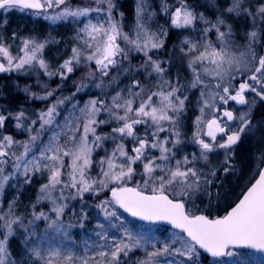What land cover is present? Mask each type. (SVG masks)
Wrapping results in <instances>:
<instances>
[{"label":"snow or ice","instance_id":"obj_1","mask_svg":"<svg viewBox=\"0 0 264 264\" xmlns=\"http://www.w3.org/2000/svg\"><path fill=\"white\" fill-rule=\"evenodd\" d=\"M0 10L78 26L70 55L55 69L45 51L60 41L15 32L5 38L0 32V74L36 75L43 94L30 85L22 91L45 102L32 115L23 107L12 112L0 106V264H128L138 251L142 256L134 264H203L204 257L211 258L209 264H264V150L255 159L254 181L222 213L203 199L210 197L217 171L232 167L234 146L252 130V109L257 100L264 102V0H221L214 20L189 0H163L169 26L195 33L175 49L186 59L190 79L169 78L171 60L159 55L169 32L151 26L156 13L149 0H135L128 30L117 0H0ZM237 19L248 29L243 44L233 28ZM77 71L83 76L64 95L63 82ZM41 75L61 83L51 88L41 84ZM121 76L129 79L123 88ZM89 85L101 94L81 104L76 96ZM193 91L199 114L188 138L184 117ZM231 102L247 111L237 115ZM9 120L27 133L26 140L5 134ZM188 143L197 150L185 154L182 146ZM221 151L222 166L211 167L212 155ZM39 175L46 182L27 216L17 212L18 195L5 208L10 182L19 191ZM102 193L110 195L94 205L100 218L81 247L73 229L86 230L93 206L85 196ZM45 204L47 211L40 207ZM122 213L172 231L162 239L151 229L133 230ZM18 232L23 249L14 254L10 241Z\"/></svg>","mask_w":264,"mask_h":264},{"label":"rangeland","instance_id":"obj_2","mask_svg":"<svg viewBox=\"0 0 264 264\" xmlns=\"http://www.w3.org/2000/svg\"><path fill=\"white\" fill-rule=\"evenodd\" d=\"M150 1V0H149ZM74 3V1H73ZM151 3V1H150ZM149 3L150 7L151 4ZM152 9V8H151ZM153 11L156 13V15L152 18L153 21H151V26L155 29L157 26L164 27L168 29L169 32V26L166 27V22L163 21V17L166 15L163 13L162 9L160 11L153 9ZM197 12L203 13L204 16L209 20H214L215 17L210 15L209 13H205L201 10H195ZM135 15V14H134ZM214 15V14H213ZM213 17V18H211ZM6 21V22H5ZM153 22V23H152ZM133 24V22H132ZM78 26L74 24L71 21L66 22H58L56 24H52L50 21L44 20L42 16H35L28 12H21L19 10H11V11H3L0 13V32H2L7 38L10 36L13 32L17 33L20 37H26V36H32L36 38H44L47 36L54 37L56 40L60 41L57 45H50L46 51H45V58L49 61L52 68L55 69V67L62 63L65 58H67L70 55V48L72 46V38L75 35V29ZM176 41L171 46V48L168 50L171 53V63L167 65L169 78H174L176 76L189 78L190 76L186 69L187 61L182 56V54L179 51H176V46L179 44L180 40H182L184 37H194L195 33L191 31L186 30H178L176 29ZM237 39V37H236ZM238 40V39H237ZM16 44H19V41L16 42ZM13 51H15V46L13 48ZM257 51L259 52V47L257 48ZM166 57V56H165ZM165 57L161 56L160 58L162 60H166ZM138 63L140 62L139 59L136 60ZM134 64V62L132 61ZM137 63V64H138ZM175 64V65H174ZM3 75V74H2ZM13 75V74H10ZM17 75L20 76H26V77H35L37 80L38 77L34 74L29 73L28 75L17 73ZM5 76V75H4ZM8 76V75H7ZM83 76V72L77 71L73 75H71L70 78H75L77 81L81 79ZM137 79H141L142 82H145V77L138 73L136 74ZM39 80L41 81H48L49 79L43 75L39 76ZM120 83L118 85L119 88H123L125 84L129 83V79L127 77L121 76L119 78ZM67 82V81H66ZM65 81L63 83H66ZM58 84L61 82L58 80ZM75 90V89H74ZM73 90V91H74ZM72 90H68L66 94L64 95H71L73 92ZM106 91L112 92V89L108 88ZM100 90L96 89L95 87L89 85L88 89H86L84 92L78 93L76 96V99L83 104L86 102L89 98H94L97 95H100ZM198 93L193 91L192 94H190V102L188 105V112L186 116L184 117V128L183 131L186 133L187 137H191V133L194 130L192 126V121L194 120L195 116L198 115V111L196 109V98ZM247 95V94H246ZM232 106H235L234 102H231L228 107L232 109ZM70 107V105H69ZM233 110V109H232ZM192 112V113H191ZM191 114H194L192 116ZM64 115H67V113H64ZM251 132H246V134ZM254 133V132H253ZM110 143L105 144V147H107L109 150H111L112 143L111 141H108ZM240 143V142H239ZM189 144V143H188ZM183 148V151L185 154L191 153L196 149L195 145H192L190 143L188 148ZM103 155V154H102ZM236 156H233V160L236 161ZM212 163L211 167L213 168H219L223 164V154L221 153L213 154L212 155ZM232 162V161H231ZM219 173V170L217 171V174ZM229 174V171L227 172ZM216 174V175H217ZM46 182V176L39 175L33 177L32 183L30 185H24L17 191V187L15 186V182H10L11 186L6 187L5 192L3 194V201L5 208L7 207V204L10 200H12L15 196H19L18 200V208L17 212L18 214L27 216L28 212L30 211L29 205L33 202H35L38 190L41 186V184ZM107 196V193H102L101 197L94 198L90 195L85 196V201L88 205H92L93 207H90L87 209L89 213V221L86 224V230L81 229H73V239L78 242V244L83 247L84 241L89 238L91 235V229L96 223L97 219L100 217L98 216V210L94 207L96 203H98V200L100 198H103ZM49 205L45 204L42 205V208L44 211L48 210ZM129 226L133 228V230H140V229H151L157 236H160L162 239L170 234L172 231L171 229H164L163 227L159 228L156 226H144L137 223H129ZM45 224L43 221L38 222L37 231L42 233L44 231ZM167 230V232L165 231ZM163 233V234H162ZM23 236L18 232L17 236L10 241L12 250L15 253L22 252L23 249ZM141 254V252H140ZM135 256V253L133 254V257ZM130 257V256H129ZM135 258V257H134ZM17 259H21V257H17ZM26 259V257H24Z\"/></svg>","mask_w":264,"mask_h":264},{"label":"trees","instance_id":"obj_3","mask_svg":"<svg viewBox=\"0 0 264 264\" xmlns=\"http://www.w3.org/2000/svg\"><path fill=\"white\" fill-rule=\"evenodd\" d=\"M73 1L74 3L78 2V0ZM150 1L149 3L151 4L152 10L156 9L160 11L162 9L163 0ZM173 2L174 0H168V3L170 4ZM220 2L221 0H189V3L194 10H201L205 13L207 12L214 17L219 15L218 5L220 4ZM117 3L120 7V10L125 13V30H128V27L132 25V22L134 23L135 0H117ZM163 21L166 22V27H168L169 18L165 16L163 17ZM232 23L234 30H238L236 36L238 41L241 44L245 43V41L243 40V36L245 31L248 30L246 27V22L237 19L232 21ZM176 32V29L169 26V36L166 40L165 49L160 50L159 53L160 57L166 56V60H173L171 59V53L168 50L176 41ZM165 53H167V55ZM136 60L137 58L134 57L132 60L134 64L138 63ZM12 74L13 75L0 74V92L3 93L2 95H0V106L6 107L9 111L12 112L18 111L21 107H23L25 110H27L29 115H32L37 110L44 108L45 102L37 99H31L22 91L25 85H30L32 91L37 92L38 94H43L41 85L37 84V80L35 79V77L20 76L17 75V73ZM57 81V78H53L48 81H41V84L48 83L51 88H56L58 84ZM66 81V83L62 84L63 94H66L68 90L73 91L75 89L73 81L77 80L75 78H70ZM59 94L60 93L58 92L57 95ZM247 95L249 96V100L251 101L252 94ZM232 109L237 115L240 112L247 111L246 106H239L236 104L235 106H232ZM191 115L194 116V114ZM251 119L253 122L251 133L243 135L241 137L240 143L234 146V157L236 156L237 158L236 161L232 159V167L229 169V174L223 171H219V173L216 175V179L213 180V183L209 188L210 197H203L205 202H207L209 199L211 200L212 207L219 210L217 214L222 213V211L226 209L230 204H232L233 201H236L237 197L241 195L242 191L246 187L250 186V184L254 181L253 173L256 170L255 159L259 155L260 151L264 150V102L257 100L251 112ZM14 123L15 122L13 120H9L6 123L4 129L5 134L13 135L17 140H26L27 133L16 129L14 127ZM109 130L110 129L108 127L103 128L104 132H107ZM189 145L190 143L182 147L188 148ZM196 150L197 149H195L194 151ZM99 154L102 155L103 153L101 152ZM205 170L207 171V169ZM107 196H109V193H107ZM71 205L77 206L78 201H71ZM201 207H204V204H201ZM124 219L130 224L137 223L129 220L125 216ZM141 256L142 253L140 254L139 251L135 253V258L133 257V254H130L128 264H134L135 259ZM210 260L211 258L204 257L203 264H209Z\"/></svg>","mask_w":264,"mask_h":264},{"label":"water","instance_id":"obj_4","mask_svg":"<svg viewBox=\"0 0 264 264\" xmlns=\"http://www.w3.org/2000/svg\"><path fill=\"white\" fill-rule=\"evenodd\" d=\"M1 11H3V10H0V12ZM110 195V194H109ZM122 211V210H121ZM123 214H125L128 218H130V219H132V220H134V221H137V222H139V223H141V224H146V225H157V226H163V227H166V228H170V226L169 225H167V224H148L147 222H144V221H140V220H138V219H136V218H133V217H131L130 215H128L127 213H123ZM171 229V228H170ZM208 258H210V257H208Z\"/></svg>","mask_w":264,"mask_h":264}]
</instances>
